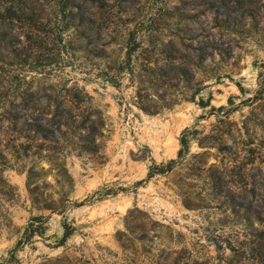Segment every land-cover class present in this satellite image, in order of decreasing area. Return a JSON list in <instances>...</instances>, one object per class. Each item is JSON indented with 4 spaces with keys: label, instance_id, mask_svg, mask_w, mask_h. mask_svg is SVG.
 <instances>
[{
    "label": "rangeland",
    "instance_id": "1",
    "mask_svg": "<svg viewBox=\"0 0 264 264\" xmlns=\"http://www.w3.org/2000/svg\"><path fill=\"white\" fill-rule=\"evenodd\" d=\"M28 2L38 34L8 24L0 71V261L42 213L12 264H264V0Z\"/></svg>",
    "mask_w": 264,
    "mask_h": 264
},
{
    "label": "trees",
    "instance_id": "2",
    "mask_svg": "<svg viewBox=\"0 0 264 264\" xmlns=\"http://www.w3.org/2000/svg\"><path fill=\"white\" fill-rule=\"evenodd\" d=\"M3 7V8H2ZM30 5L28 0H0V71L1 69H4L5 65L12 64L11 59V52H13V37L8 39L9 36V29L6 28L8 24H14L15 22H20L24 24V26H27L29 29H31L30 33L28 34V38L34 39V35L38 34V31H35L38 28L39 19L38 17L33 14V12H29ZM137 33H132L130 43L128 45V60H132L135 52L142 46L140 42H137L138 39ZM150 39L158 40V37L154 35L153 33L150 34ZM38 38H42L41 36H38ZM17 39V37H15ZM43 39V38H42ZM39 42V41H38ZM31 45V44H30ZM6 50H9L6 51ZM140 94V91H139ZM202 102L204 100L202 99ZM203 105H206L203 103ZM142 108L149 110L147 105H142ZM188 137L183 131L182 137H181V143L182 145H187ZM183 147L180 149V153L182 152ZM177 158H171L167 163H154L150 164L148 175L146 177H143L141 179H138L136 181V185H140L143 183H146L148 180H150L153 176H155L157 173H165L168 170H171L175 163L177 162ZM44 169V168H43ZM61 183V182H60ZM125 189V187H102V191L100 196L104 197L109 194H116L119 190ZM88 199L86 197L82 200H74V199H68L71 203L75 204L76 206L83 205L85 201ZM53 211H63L64 209L61 207H53ZM48 221L49 216L45 214H34L31 217H29L28 222L26 223L23 232L19 236L16 244L9 250V255L4 258V260L0 261V264H12L15 261H18L17 252L19 249H22L27 243L33 241L36 234L43 235L47 228H48ZM65 232L62 238V243L67 240L75 231L76 227L69 221H66L64 223Z\"/></svg>",
    "mask_w": 264,
    "mask_h": 264
}]
</instances>
